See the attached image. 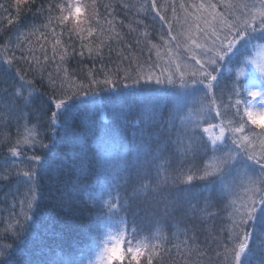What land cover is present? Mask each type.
I'll use <instances>...</instances> for the list:
<instances>
[{
  "label": "snow or ice",
  "instance_id": "snow-or-ice-1",
  "mask_svg": "<svg viewBox=\"0 0 264 264\" xmlns=\"http://www.w3.org/2000/svg\"><path fill=\"white\" fill-rule=\"evenodd\" d=\"M15 2L17 6L29 5L32 0ZM111 7L97 0H75L70 7L40 5L38 12L45 15L47 23L40 28L31 26L25 35L39 32L45 42L49 34L53 36L51 57L45 44H39L45 62L59 57L56 72H48L46 77L51 89L48 102L43 100L47 93L41 92L35 76L28 78L30 71L45 79L46 63L35 56L33 44L20 34L16 40L7 37L0 43V74L15 72L22 81L12 89L0 88V112L4 113L0 121L4 116L18 125L23 121L24 129L22 133L18 131L14 144L6 136L0 141L9 144L11 154L0 163L3 179L14 178L18 189H24L23 199L8 210L5 231L13 243L0 248V264H16L18 253L25 257L23 264H84L72 250L43 245L35 217L44 200L70 213L81 203L100 208L102 214L89 217L88 230L92 233L120 217L116 233L109 228L108 238L97 243L94 258H89L87 264H124L126 259L128 264H141L144 257L146 264H153V257L160 254L155 248L167 252L162 233L153 238L158 243L150 245L146 238L134 244V228L124 247L129 221L121 213L135 217L137 211L153 216L162 212L164 218L180 216L194 221L191 229L182 230L185 236L193 232L188 237L193 244L184 241L185 252L189 260L193 256L207 259L191 260V264H264V126L257 124L264 119V107L257 108L243 100L240 87L248 96L259 99L260 105H264V91L241 85L239 80L246 76L249 65L264 77V0L124 3L123 7L136 9L138 15H151L155 22L151 29L142 19L133 21L136 27L128 25L130 33H136L135 49L116 31L115 19L108 18L113 16L108 11ZM20 11L18 7L17 16ZM70 20L74 24L70 30L64 29L70 37L65 42L61 39L63 31L57 33L56 27ZM84 24L88 26L82 27ZM123 24L121 21L120 26ZM155 25L160 27L159 44L153 43ZM73 33L80 41L79 49L71 41ZM113 39L125 47L114 48ZM145 51L148 55L142 58ZM237 51L241 54L233 60L230 71L235 79L229 88L218 76L224 61ZM113 52L116 60L112 59ZM76 56L91 61L92 66L80 63L78 70H70L66 65ZM21 62L28 71L18 67ZM199 85L207 91L196 94L193 90ZM213 113L221 123L218 135L211 134L216 124L203 128L210 133L209 144L199 136L198 129L200 120L210 121ZM249 121L260 130L249 128ZM177 124V151L186 157L203 152L208 162L195 170L181 169L169 177L161 163L166 157L151 146L161 141L167 145L171 138L165 140V134ZM25 147L33 154L26 156ZM93 160L97 180L89 185L83 183V178ZM153 169L156 179L146 182ZM45 179L47 194L42 184ZM193 181L204 182L201 191L194 192L187 186ZM178 185L185 186L173 195L171 189ZM218 201L223 202L221 211L226 215L225 222L217 228L216 214L210 209ZM195 222L208 232L214 261L195 243ZM37 240H41V246L32 252Z\"/></svg>",
  "mask_w": 264,
  "mask_h": 264
},
{
  "label": "trees",
  "instance_id": "trees-1",
  "mask_svg": "<svg viewBox=\"0 0 264 264\" xmlns=\"http://www.w3.org/2000/svg\"><path fill=\"white\" fill-rule=\"evenodd\" d=\"M75 0H32L29 5L21 4L19 6L16 5L15 0H0V43H3L7 37H11L12 40H16L17 35H25L28 34L30 31L31 26L35 25L37 28L44 23H47L45 19V15L40 14L38 9L41 4L47 7L49 4L55 3L62 6L70 7ZM84 3H91V0H83ZM98 4H111L112 7L108 9L109 12H113L112 17H108L110 19L114 18L116 21L115 27L116 31L120 32L123 40L127 43H132L135 49L134 39L136 33H130L129 31V24L132 27H136V24L133 22L134 20L142 19L145 24L153 25L155 22L152 21L151 15L144 16L143 13L137 14L136 9L134 8H125L123 7L124 3L127 4H137L139 0H97ZM158 3L163 4L165 0H158ZM18 7L21 9L19 16H17V9ZM101 13L104 12V9H100ZM53 15H57V12L54 11ZM87 16V13H85ZM84 19V17H82ZM9 20L13 22L11 24L8 23ZM123 21L124 24L121 27L120 22ZM74 24V20L67 21L65 24L56 27L55 21L53 22V27H56L57 33L63 31V36L61 39L67 42L69 37V32L64 31V29H71V26ZM87 24L82 25V27H87ZM43 31H48L44 29ZM160 32L159 25H155V30L153 33V43H160L159 35ZM114 35V34H113ZM25 39L28 43H32L35 49V56L39 57L41 63H46V70H45V79L41 80L38 75L33 72H28V78L32 79L35 76V83L37 86L40 87L41 92L47 93V95L43 96V100L48 102V95L51 94V89L48 86L47 81V73L48 72H56V64L59 62V57L57 56L55 60H48L47 62L43 59V54L40 51L39 44H45V47L48 51L49 57L52 56L51 52V45L53 43V36L49 34L47 37V42L43 36L38 32L36 35H25ZM95 39V37L91 38ZM71 41L77 49H79L80 41L76 39L75 34L73 33L71 36ZM114 48H124L125 45L123 43L118 44L116 39L111 41ZM140 47H143L141 45ZM241 51H237L232 54L229 58H227L224 63L222 70L219 72L218 80L223 81L228 84V87H231V81L235 79L234 72H231L233 66V60L236 56L240 55ZM19 55V53H17ZM148 53L145 51L142 54V58H146ZM116 53H112V59L116 60ZM153 59L155 56L153 54ZM107 63V60L105 61ZM33 66L35 67V63ZM80 63H85L89 67L92 66L91 61L88 60H81L78 56L71 58L68 63L67 67L70 70H78L80 67ZM6 67V66H5ZM20 69L24 71H28V67L26 64L21 62L18 66ZM98 67V65H97ZM247 71H249V66H247ZM251 74V73H250ZM248 74V76L250 75ZM4 81H7L6 83ZM19 76L16 75L15 72H10L7 75L0 74V88H8L12 89L19 84H21ZM240 92L242 94V88H240ZM227 93V90H226ZM234 99V98H233ZM228 102V95L225 96V104ZM2 107V105H0ZM54 110V105H52ZM244 105H241L243 109ZM0 115H4L3 112H0ZM247 120V117L245 116ZM218 122L221 123L220 118ZM6 124V126H5ZM23 121L18 122L16 120L10 119L7 116H4V120L0 121V141L5 140V136L10 138L11 143L14 144L17 136L18 131L23 132L24 129L22 127ZM249 128H255L256 131H259L260 128H257L256 125H252L249 121L248 123ZM180 131V126L177 124V127L174 128L171 132L166 133L164 139L166 140L168 137L171 138L170 142L166 145L163 141H161L158 145H152V149L156 152H162L163 155L166 157V161H162L167 168V175L169 177L174 176L179 170L183 169L187 171L189 168L195 170L196 168L200 167L202 162L206 164L208 162L207 159L204 158V153L201 152L199 156L193 157L190 153L187 157L184 156L181 152L177 151L176 148V140L177 136ZM199 136L203 139V141L208 142L210 141L205 136L203 128L199 127L198 129ZM131 133L129 132V137ZM9 144L7 142H0V163L6 158L11 156L8 151ZM24 152L26 156L32 155V150L25 147ZM40 150L37 149V152ZM45 153L47 150H44ZM25 157H21V159H25ZM96 161L93 160L89 173L87 176L83 178V183L94 185L97 180L96 175ZM4 170L0 167V248H2L5 244H12L13 240L9 232H6L5 229L8 228L9 224V208L12 207L14 203L18 204V201L23 199L24 189L17 187L14 178L10 179H3ZM71 179H75L74 176L69 177ZM135 177H133V180ZM156 179V172L155 170L150 171V175L146 182L154 181ZM43 184V191L45 194L48 192V181L45 179L42 181ZM204 182L201 181H193L191 185H187L191 187L194 192L201 191ZM185 185H178L171 189L173 195ZM132 185H129V190L131 189ZM195 203V201H194ZM202 206V205H201ZM223 208V202L218 201L216 207L210 209V211L216 214V219L214 221L215 226L218 228L222 223H224V216L226 213L221 211ZM19 211V207L16 209ZM102 214L101 209L94 206V205H87L84 206L82 203L77 206V209L74 212H67L66 210H62L61 208L57 207L53 204L50 200H44L36 212L35 219L37 223L40 225V229L38 235L42 238L43 245L50 249H57V250H72L76 253L78 259H82L84 264H87L89 258H94V252L97 243L102 242L108 235L109 228L113 232L116 233L117 229L120 227V217H114L113 221L108 225V227H101L98 233H92L88 230V222L89 217L91 216L93 219L96 215ZM121 216L126 217L129 221L128 223V233L125 238L124 247H127V239L133 236L132 229L136 230L135 238L132 242L135 244L138 241L148 239L150 245L158 243V241L154 240L153 238L158 235V233H162L163 236L166 238V243L164 247L167 249V252L161 251L160 248H155V251L159 252V255L153 257V264H185L186 261L191 264V260L197 259H207L206 257H189L185 252V244L184 241L187 239L188 244H193L191 239L188 237L193 235L192 231L188 232V235L185 236L183 234V229L186 227L191 229L192 224L194 221H189L186 218H182L180 216L177 217H169L164 218L161 214L153 216L152 214H145L143 212L137 211L135 217L131 213H121ZM197 223V230L195 231L196 241L201 248H204L207 251V256L211 257L212 260H215V253L214 251L209 250V246H212L211 240L208 238V232L203 230L204 226L199 225ZM207 241V245L206 242ZM179 245V248L176 247ZM41 246V240H37L31 247L32 252H36L39 250ZM214 247V246H213ZM81 250H84L83 256L80 255ZM90 250V251H89ZM259 255V253H258ZM25 257L23 254H17L16 256V264H23ZM119 264V262H116ZM124 264H128L127 259L125 260ZM141 264H146V257L141 259Z\"/></svg>",
  "mask_w": 264,
  "mask_h": 264
},
{
  "label": "rangeland",
  "instance_id": "rangeland-1",
  "mask_svg": "<svg viewBox=\"0 0 264 264\" xmlns=\"http://www.w3.org/2000/svg\"><path fill=\"white\" fill-rule=\"evenodd\" d=\"M251 73V74H250ZM248 74H250L248 76ZM240 84L245 85L248 88L255 89V90H262L264 91V77H261L255 70L254 68L249 65V71L246 72L245 77H240ZM242 88V99L248 102H251L256 105L257 108L264 107V105H260L259 99H253L252 97L247 95V91L243 86ZM196 94H203L204 92L207 91V89L203 85L196 86V88L193 90ZM219 117L215 116V113H213V118L210 121H206L201 119L200 120V127L206 128L209 127V123L211 124H216L217 127L214 129H211V134H219V125L220 123L218 122ZM257 124L264 126V119H260L257 121ZM205 136L208 138L210 141V133L204 132ZM108 238V235L105 239Z\"/></svg>",
  "mask_w": 264,
  "mask_h": 264
}]
</instances>
